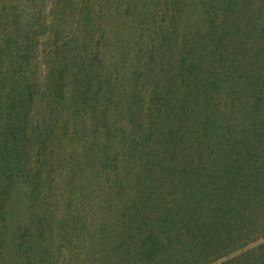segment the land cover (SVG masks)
<instances>
[{
	"label": "trees",
	"instance_id": "trees-1",
	"mask_svg": "<svg viewBox=\"0 0 264 264\" xmlns=\"http://www.w3.org/2000/svg\"><path fill=\"white\" fill-rule=\"evenodd\" d=\"M0 264H264V0H0Z\"/></svg>",
	"mask_w": 264,
	"mask_h": 264
}]
</instances>
